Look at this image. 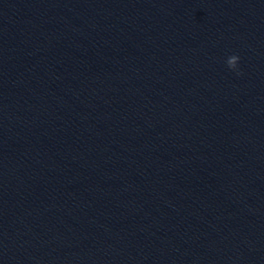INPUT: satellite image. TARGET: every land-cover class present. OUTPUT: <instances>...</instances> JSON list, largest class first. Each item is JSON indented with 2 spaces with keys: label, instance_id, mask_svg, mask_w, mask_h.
<instances>
[{
  "label": "water",
  "instance_id": "95a60500",
  "mask_svg": "<svg viewBox=\"0 0 264 264\" xmlns=\"http://www.w3.org/2000/svg\"><path fill=\"white\" fill-rule=\"evenodd\" d=\"M0 264H264V25L0 133Z\"/></svg>",
  "mask_w": 264,
  "mask_h": 264
},
{
  "label": "clouds",
  "instance_id": "9594fccd",
  "mask_svg": "<svg viewBox=\"0 0 264 264\" xmlns=\"http://www.w3.org/2000/svg\"><path fill=\"white\" fill-rule=\"evenodd\" d=\"M239 62V57L237 55L229 56L227 59V65L230 69L236 70Z\"/></svg>",
  "mask_w": 264,
  "mask_h": 264
}]
</instances>
